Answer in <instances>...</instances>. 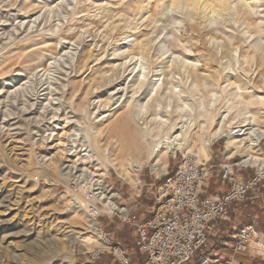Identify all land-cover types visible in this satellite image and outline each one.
<instances>
[{"label": "rangeland", "instance_id": "rangeland-1", "mask_svg": "<svg viewBox=\"0 0 264 264\" xmlns=\"http://www.w3.org/2000/svg\"><path fill=\"white\" fill-rule=\"evenodd\" d=\"M230 4L206 15L166 0H0V264H100L103 254L119 264L91 227V190L106 181L121 207L149 216L166 172L186 152L203 160V140L225 116L236 129L264 128V0ZM181 129L187 143L165 153V169L148 145ZM208 150L211 175L229 153L226 137ZM249 153L264 158V137L259 150L242 149L234 164L214 169L224 179L228 165L250 180L261 171L242 163ZM261 174L231 210L238 229L253 223L264 233ZM98 205L111 241L132 252L136 228Z\"/></svg>", "mask_w": 264, "mask_h": 264}, {"label": "built area", "instance_id": "built-area-1", "mask_svg": "<svg viewBox=\"0 0 264 264\" xmlns=\"http://www.w3.org/2000/svg\"><path fill=\"white\" fill-rule=\"evenodd\" d=\"M207 164L193 152H186L178 160L173 172L165 174L157 190V206L153 215L141 222L136 215L128 214L125 207L117 211L130 226L136 228L135 250L130 252L111 241V234L101 225L99 201L92 202L88 213L94 221V232H99L106 247L120 264H188L195 254L206 246L209 237L217 232V221L227 220L233 206L247 200L256 190L263 174L258 172L250 180L224 166V181L229 183L226 192L202 198L208 185ZM93 190L90 196L92 200ZM233 255L205 254L197 264H242L236 254L264 249V233L254 224L240 227L233 235ZM140 252L146 260L137 262L133 255ZM100 256V253H97Z\"/></svg>", "mask_w": 264, "mask_h": 264}, {"label": "bare ground", "instance_id": "bare-ground-1", "mask_svg": "<svg viewBox=\"0 0 264 264\" xmlns=\"http://www.w3.org/2000/svg\"><path fill=\"white\" fill-rule=\"evenodd\" d=\"M166 1L168 3V6L170 5V6H178L179 7V6L183 5L186 8H190L191 10L199 9V6H200L201 9L203 8V12L206 15H209V13H212V14L222 13V11H224V10L227 11V9H231L233 7V6L231 7L230 0H219L218 2H214V3H209L207 0L206 1L205 0H166ZM243 4L245 7L249 5V3L246 1L243 2ZM250 36H252V35H250ZM133 57L135 58L136 56H133ZM142 57H143V55L141 56V58ZM197 62L198 61H196L194 63V65H193L194 67L197 66V64H196ZM45 73H46V71L43 74L45 75ZM237 85L239 86V84H237ZM178 86L179 85H175L174 89H176ZM155 87H156V83L154 84L152 91L154 90ZM259 99H260L261 104L264 106V96H260ZM145 105H143V104L141 105L140 111L144 110ZM181 110L183 111V108H181ZM162 121L166 122L167 120H162ZM247 124H249V123H247ZM217 125H218V127L214 131V133H212V135H210L209 137H205L203 140L202 151L204 154L203 155L204 159H206L209 156L208 145H210L216 139L223 137V136L226 137V145H227L228 150H229L228 156H234L238 151L245 149V148L259 150L260 141L264 137V128H260V127L254 128L253 127L254 128L253 129V128L249 127L251 130L247 131V128L244 129V127L246 125H240L239 128L236 129L235 127L233 128V127H231L230 124H228V122L226 120V116H225V118H223V120L218 122ZM253 125L254 124H252L251 126H253ZM182 128H183V126H182ZM178 129H179V127H178ZM142 133H143V139L146 140V137L148 136V134L145 130V127L142 128ZM237 136H240V138H235ZM186 143H187L186 129H181L179 132H175L174 134H172V135L170 134L169 136L166 135V137L162 138V141L159 144H156L154 146L148 145V149L150 150L149 151L150 158L155 159L156 163H159V164L165 166V164L167 162V155L165 153H169V152L172 153L171 150L181 148ZM162 150L165 152H162ZM242 163L245 165L246 164L255 165L259 168V170L261 172L264 171V158L257 156L255 154L249 153L248 155H246L243 158ZM135 164L137 166H139V168L141 167V163L136 162ZM101 175H102V173L100 174V176ZM99 182L102 185L103 181L99 180ZM103 189L106 190L104 187H103ZM104 190H102V188L100 190L99 186L95 187L94 190L92 191L93 196H94L92 201L93 202H96V201L103 202L106 209L112 210L113 212H115L116 210L122 209L121 207H118V206L116 207V204L113 201V196L115 194L112 195V193L108 192L107 190L106 191H104ZM90 205L91 204H88V208ZM101 212H102V210H101ZM93 222L94 221L92 220L91 227L93 229H95ZM96 234H98L100 236L99 232H96ZM100 239L102 240L101 236H100ZM102 243L105 244V246H106V243L103 240H102Z\"/></svg>", "mask_w": 264, "mask_h": 264}, {"label": "crops", "instance_id": "crops-1", "mask_svg": "<svg viewBox=\"0 0 264 264\" xmlns=\"http://www.w3.org/2000/svg\"><path fill=\"white\" fill-rule=\"evenodd\" d=\"M213 145H214L213 146L214 149L216 151H218V149L220 148L219 144H216L215 145V143H214ZM213 153H214V151H212V152L209 151V156L206 159L203 158V160L206 161L205 162L206 164H209L212 161V159H213ZM233 157L234 156H228L227 155L226 157L222 158V160L223 161L228 160V161H231L232 162L230 164H234V161L231 160ZM221 161L218 164H211L212 167H213L212 170H211V175H210V171H208V175L211 176V177H210V179L208 181V185L203 190V193L201 195L202 198L214 197V196H216L218 194H221L223 192H226L229 189V187H230L229 186V183L226 182V181H224V179H223V170L221 168L214 169L215 166L217 167V165L220 166L222 164ZM167 163H168V156H167V162L165 164V169H166ZM176 164H177V162L174 164V166H172V168L170 169V171H167L166 173L173 172L175 170V168H176ZM103 186L106 189V187H107V182L106 181H105V184ZM114 194L115 195L113 196V198L115 199V196L116 195H119V192H115ZM115 204H116V207L117 206L118 207H121L120 204H118V202L116 201V199H115ZM122 206L125 207V209L127 210V213L128 214H132V211L133 210L128 205H122ZM155 206L154 205L153 206L150 205V208L151 207L152 208L153 207L155 208ZM151 212H152V214L149 215V216H147V215H140V216H138L139 220L141 222H143L146 219L150 218L153 215V213H154V209H152ZM237 215H238V212H231V217L230 218H232V219L229 220V221H232L231 224H230V222L225 221V220H218L217 221V225H218L217 226V232L220 231L222 234H224V236H226L225 233H227V230H229L230 228L235 229V231H236L238 229V227L235 226V225H237V219H238V216ZM103 220L105 222H107V216H104L103 217ZM233 222H234L235 225L233 224ZM249 224H253V223H247L245 225H249ZM212 237L213 236H210L209 239L212 240ZM227 238H228L227 236H226V239L221 236V238L218 239V242H217L216 247L213 246L214 248H212L210 250H206V251L204 250L206 247H208V245L202 247V249L200 250V251H203V253L201 254V256H203L205 254H208V253L211 254V255H221V256H226V257L233 255L234 240L232 238H228V239ZM255 248L256 247L254 245H252V248L249 249L248 251L243 252V253L236 254L237 260L239 262H241L242 264H264V256H259L258 253L255 251ZM134 250H135V241H134V246L132 247V250L131 251H134ZM200 251H198V252H200ZM260 251L261 252H264V249H261ZM137 253H136L137 255H135V254L133 255V260L134 261L143 262V261L146 260V255H144V254H142L140 252H137ZM261 262H263V263H261ZM99 263L100 264H107V254H103L99 258Z\"/></svg>", "mask_w": 264, "mask_h": 264}, {"label": "trees", "instance_id": "trees-1", "mask_svg": "<svg viewBox=\"0 0 264 264\" xmlns=\"http://www.w3.org/2000/svg\"><path fill=\"white\" fill-rule=\"evenodd\" d=\"M252 193H253V192H250V194H252ZM250 194H249V197L251 196ZM257 204H258V201H257V200H255L253 204H251L250 202H246L247 207H256ZM261 225H262V224H261ZM262 228H263V230H264V224H263Z\"/></svg>", "mask_w": 264, "mask_h": 264}]
</instances>
